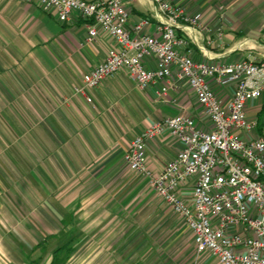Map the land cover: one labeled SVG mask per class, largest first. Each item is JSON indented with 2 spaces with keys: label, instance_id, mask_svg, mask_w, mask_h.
<instances>
[{
  "label": "crops",
  "instance_id": "1",
  "mask_svg": "<svg viewBox=\"0 0 264 264\" xmlns=\"http://www.w3.org/2000/svg\"><path fill=\"white\" fill-rule=\"evenodd\" d=\"M170 1L189 16H200L199 26L178 29L189 39L194 62L232 63L249 53L256 57L251 46L261 51L264 0ZM127 9L129 27L147 17L152 25L145 33H155L150 0H132ZM86 24L75 14L62 23L38 0H0V264H69V239L76 240V253L80 239H101L93 234L97 228L116 226V220L125 227L133 218L147 226L152 213L156 239L166 229L169 239H191L195 251L182 217L156 196L147 177L128 169L123 157L154 122L183 115L204 123L202 109L175 75L140 90L121 69L91 93H78L83 76L115 48L101 29L88 41ZM145 66L152 68L153 59ZM208 83L224 103L231 98L232 86ZM263 108L264 97L250 103L248 115L257 117ZM181 148L168 131L149 141L148 171L158 174ZM192 188L186 181L180 197L190 201ZM161 204L173 219L164 221ZM195 256L198 264H218L208 253L195 251ZM84 258L77 254V264Z\"/></svg>",
  "mask_w": 264,
  "mask_h": 264
},
{
  "label": "built area",
  "instance_id": "2",
  "mask_svg": "<svg viewBox=\"0 0 264 264\" xmlns=\"http://www.w3.org/2000/svg\"><path fill=\"white\" fill-rule=\"evenodd\" d=\"M132 0H38L62 23L73 15L86 21L88 41L101 29L115 43L105 61L82 79L78 93H91L102 81L126 69L140 90L175 75L186 83L202 109L205 122L187 116L154 122L130 143L123 160L128 169L147 177L164 204L182 217L192 234L196 253H208L218 264H264V127L249 116L250 103L264 97V34L261 51L232 63L194 62L189 39L178 35L181 24L195 28L200 16H189L170 0H150L157 21L140 18L128 26ZM222 38V32L216 34ZM191 38V37H190ZM194 39V38H193ZM210 41V40H209ZM152 58L154 66L146 68ZM233 87L231 98L221 101L209 86ZM166 89L162 93L165 94ZM86 101L92 103L87 95ZM168 131L181 143V150L156 175L146 166V144ZM192 181L190 201L179 189Z\"/></svg>",
  "mask_w": 264,
  "mask_h": 264
},
{
  "label": "rangeland",
  "instance_id": "3",
  "mask_svg": "<svg viewBox=\"0 0 264 264\" xmlns=\"http://www.w3.org/2000/svg\"><path fill=\"white\" fill-rule=\"evenodd\" d=\"M263 34L264 32L260 33V38ZM161 206L164 221L173 219L167 207L163 204ZM152 214L149 215L147 226H139L133 218L125 227H119L116 220V226H104L95 230L93 234L101 236V239H80L76 253L87 256L82 264H198L200 258L195 256L193 247L189 248L191 239H169L170 234L166 229L163 230V236L161 234L162 237L156 239L155 225L150 226V220L156 219ZM74 240L69 239L67 246L73 252L69 264H77V244Z\"/></svg>",
  "mask_w": 264,
  "mask_h": 264
},
{
  "label": "trees",
  "instance_id": "4",
  "mask_svg": "<svg viewBox=\"0 0 264 264\" xmlns=\"http://www.w3.org/2000/svg\"><path fill=\"white\" fill-rule=\"evenodd\" d=\"M258 118V126L259 129H262V126L264 125V108L262 109V111L257 115ZM67 251L69 254H71L72 252V248H67Z\"/></svg>",
  "mask_w": 264,
  "mask_h": 264
}]
</instances>
